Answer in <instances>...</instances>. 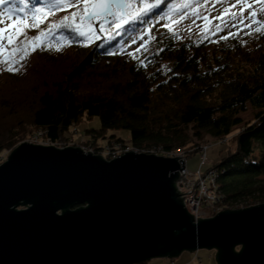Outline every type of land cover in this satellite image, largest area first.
<instances>
[{
  "label": "trees",
  "instance_id": "obj_1",
  "mask_svg": "<svg viewBox=\"0 0 264 264\" xmlns=\"http://www.w3.org/2000/svg\"><path fill=\"white\" fill-rule=\"evenodd\" d=\"M62 1L3 0L1 7L22 26L37 25L9 30L8 35H19L13 44L5 40L0 51V159L38 131L66 146L75 141L74 128L96 117L101 128L86 130L91 138L82 143L97 150L109 130H128L130 139L112 136L108 144L180 151L187 159L206 138H229L234 145L207 169L218 173L221 206L263 204L264 23L240 36L202 41H179L160 30L146 48L126 52L118 42L161 14L167 0L143 21L129 23L124 36L95 42L74 31L86 13L81 1ZM34 37L40 40L28 44L24 58L18 52L17 62L5 61ZM10 63L17 70L7 71ZM248 104L257 112L254 120L230 137Z\"/></svg>",
  "mask_w": 264,
  "mask_h": 264
},
{
  "label": "water",
  "instance_id": "obj_2",
  "mask_svg": "<svg viewBox=\"0 0 264 264\" xmlns=\"http://www.w3.org/2000/svg\"><path fill=\"white\" fill-rule=\"evenodd\" d=\"M127 1L96 0L86 20L126 16ZM125 153L16 147L0 165V264H145L202 249L217 264H264V203L196 222L176 187L181 157Z\"/></svg>",
  "mask_w": 264,
  "mask_h": 264
},
{
  "label": "rangeland",
  "instance_id": "obj_3",
  "mask_svg": "<svg viewBox=\"0 0 264 264\" xmlns=\"http://www.w3.org/2000/svg\"><path fill=\"white\" fill-rule=\"evenodd\" d=\"M72 1L75 2L76 0H63L62 2L64 4H71ZM95 1L96 0H92V3ZM161 2L162 0H128L127 4H129L130 7L126 8V16H123L121 12H117L110 22H103L102 18H94L90 21L86 20V16L92 8L90 7L89 12L85 13L77 28L84 32V36L88 38L90 42H95L101 37L106 40H110L114 38V36L122 37L129 23L143 21L146 12L152 10ZM167 3L166 9L161 14L151 18L148 23H144L142 26L138 27L136 31L126 33V38L118 42V48L126 52L144 49L147 47L150 40H153L157 36L160 30H166V32L173 34L174 38L179 41H202L231 34H238L240 36L249 31L251 32L259 24L257 21H259L261 15L264 14V11L261 10V5L264 4V0H167ZM245 4H250L251 7L246 8L244 7ZM1 6H3V0H0V28H3L6 33H8L9 30L12 31L17 28V26L19 29L23 30L26 28L27 25L22 26L20 21H18L19 19L11 16L13 14L9 9L7 10ZM253 11L256 12L255 17L252 16ZM48 18L49 16L46 15L43 16L41 20H47ZM27 24V27L37 25L33 24L31 21H28ZM8 81L9 78H6L5 83ZM9 93V91L4 92L5 95ZM247 107V111L239 114L242 123L234 128L230 137L236 136L246 124L254 120L257 112L253 110L249 104ZM100 128L101 122L97 117L90 121H84L77 127L78 133L73 136L75 141H70L69 143L71 144L73 142L72 145H78L83 139L88 140L91 138V136L86 135V130H98ZM106 135V139H98L100 146H106L108 142L113 139L112 136L127 142L130 139V133L125 129L109 130ZM225 139L227 140L224 142ZM228 139L229 138H224L219 140L208 137L205 140L209 141V143L205 144L204 142L200 145L199 152L203 145L208 146L206 149L207 164L203 167L204 170L219 162L226 155L228 147L234 145L233 142L228 141ZM199 152L193 153L187 160V168L191 172L200 169L199 166L203 158L201 152ZM10 153L11 152L4 153L0 159V163L3 164L6 162ZM143 154L148 153L143 151ZM115 158L116 157L112 159ZM178 172L180 173V171ZM237 208L244 209L245 207L238 205ZM224 210L223 208L221 211ZM188 211L190 210L188 209ZM214 216L215 215H212L201 219L212 218ZM147 264H217L216 251L202 249L193 253L183 252L180 257L174 260L159 258L153 259Z\"/></svg>",
  "mask_w": 264,
  "mask_h": 264
},
{
  "label": "built area",
  "instance_id": "obj_4",
  "mask_svg": "<svg viewBox=\"0 0 264 264\" xmlns=\"http://www.w3.org/2000/svg\"><path fill=\"white\" fill-rule=\"evenodd\" d=\"M44 134L41 131L36 132L33 134L30 139L28 140L31 144H40V145H47L49 146L51 143L49 140H45ZM226 139L224 140V142ZM57 146V144H52ZM118 148L122 149L120 146H117ZM208 148L207 145H203L201 147V154L204 163L206 161V149ZM93 147L87 148L86 151H90L93 153ZM124 150V151H123ZM103 150L102 154H109L112 158L119 157L128 150ZM155 150V149H154ZM145 153L150 154L153 151L144 150ZM156 151V150H155ZM168 158L171 157H181L178 158V162L180 165V169H182V164L180 160L184 161V165L186 164V157L184 154H182L180 151H177L176 153H170L167 155ZM203 164H200V169L191 172L188 170L187 165L182 169V172L180 171L181 180L178 181L177 187L178 191L183 192L184 195L182 197L186 196L184 199L185 207L190 210V212L194 215V217L198 218H204L212 216V214L219 212L223 209V206L220 204V195L218 194V173L214 170H203L201 167H203ZM206 172V173H205ZM189 194H185L188 193Z\"/></svg>",
  "mask_w": 264,
  "mask_h": 264
},
{
  "label": "snow or ice",
  "instance_id": "obj_5",
  "mask_svg": "<svg viewBox=\"0 0 264 264\" xmlns=\"http://www.w3.org/2000/svg\"><path fill=\"white\" fill-rule=\"evenodd\" d=\"M81 3L84 5V12H89V8L92 7V8H103L104 5L100 4V5H95L92 3V0H81ZM120 7H130L129 4H124V5H121ZM244 7H251L250 4H245ZM109 11V14H111V10L110 9H106ZM261 10L264 11V4L261 5ZM96 13H92V15H95ZM256 15V12L253 11L252 13V16L255 17ZM67 19V18H65ZM257 23H264V21H257ZM250 26V25H249ZM74 31H77L79 32L80 35H84V32L81 31L80 29H74ZM19 34H15V35H8L5 30L3 28H0V51H4V41L6 40L8 44H13L16 42V36H18ZM40 40V37H34L32 38L31 41H28L27 39L23 42H21V45L22 46H18L16 47L14 50L11 51L10 54L6 55L5 56V61H11V63H15L17 61H15L14 57L16 55V53L18 52H22L24 55L21 57V58H24V56L27 55V46L29 43H35V41H38ZM34 50V48H33ZM0 62H3V61H0ZM11 63L9 64V66L7 67V71H14V70H17V69H14L12 66H11Z\"/></svg>",
  "mask_w": 264,
  "mask_h": 264
},
{
  "label": "bare ground",
  "instance_id": "obj_6",
  "mask_svg": "<svg viewBox=\"0 0 264 264\" xmlns=\"http://www.w3.org/2000/svg\"><path fill=\"white\" fill-rule=\"evenodd\" d=\"M75 130H74V134H77L78 133V129H76V128H74ZM45 137V136H44ZM43 137V138H44ZM45 140H49L50 141V145H52V144H56V142H54V141H52L50 138H47V137H45L44 138ZM227 140V139H226ZM85 141V139H83L81 142H84ZM28 142V141H27ZM206 143H209V141H206L205 142V144ZM73 144V142L70 144H67L66 146H55V145H53L54 147H56V148H62V149H64L65 147H67V146H71ZM43 146H47V145H43ZM117 146H120L122 149H120V148H118ZM71 147H75V148H77V147H79V148H81L82 150H83V152L84 153H86V154H88V152L86 151V149L87 148H90V147H92V146H90V145H85V144H78V145H72ZM101 147V149H99V150H97L95 147H93L94 149H93V155H95V156H98V155H100V156H102L105 160H113L112 158H111V156H109V154H102V152H103V150H110V151H115V150H123V149H127L128 148V150L126 151V152H130L131 150H133V152L134 153H137V154H140V153H143V151H144V149H139V148H134V147H130V146H124L123 144H121V143H116V142H112V143H110V144H108V145H106V146H100ZM154 149L156 150V151H154ZM124 151V150H123ZM149 151H153V152H151L150 154H154L155 156H157V157H167V155H169L170 153H167V152H165L164 150H162L161 148H151V149H149ZM199 152V151H198ZM182 153V152H181ZM200 153V152H199ZM126 154V153H125ZM125 154H123V155H125ZM183 154V153H182ZM123 155H121V156H123ZM160 155H163V156H160ZM121 156H119V157H121ZM168 158V157H167ZM187 157H186V164H185V166L187 165ZM202 161H203V159H202ZM201 164H203L204 166L207 164V160L204 162V163H202L201 162ZM203 166V167H204ZM203 167H201L202 169H203ZM211 167V166H210ZM199 168H200V166H199ZM208 169V168H207ZM207 169H205V170H207ZM180 170V169H179ZM204 170V169H203ZM204 170V171H205ZM186 208V207H185ZM241 209H243V208H241ZM231 210H239V209H231ZM217 213H214V214H212V215H216ZM195 220H197L196 218H195ZM197 222V221H196ZM145 264H147V263H145Z\"/></svg>",
  "mask_w": 264,
  "mask_h": 264
}]
</instances>
